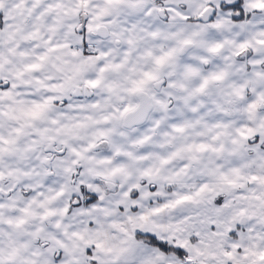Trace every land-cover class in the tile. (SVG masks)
<instances>
[{
	"label": "snow or ice",
	"instance_id": "snow-or-ice-1",
	"mask_svg": "<svg viewBox=\"0 0 264 264\" xmlns=\"http://www.w3.org/2000/svg\"><path fill=\"white\" fill-rule=\"evenodd\" d=\"M0 264H264V0H0Z\"/></svg>",
	"mask_w": 264,
	"mask_h": 264
}]
</instances>
